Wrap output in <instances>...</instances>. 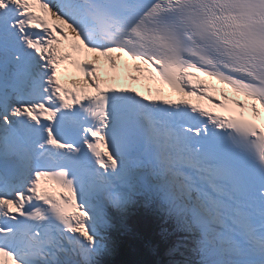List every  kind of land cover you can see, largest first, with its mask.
I'll return each instance as SVG.
<instances>
[{
    "label": "snow or ice",
    "instance_id": "1",
    "mask_svg": "<svg viewBox=\"0 0 264 264\" xmlns=\"http://www.w3.org/2000/svg\"><path fill=\"white\" fill-rule=\"evenodd\" d=\"M100 60L179 98L102 84ZM68 65L90 79L65 87ZM244 110L264 112V0H0V264H91L104 209L136 194L196 233L198 264H264Z\"/></svg>",
    "mask_w": 264,
    "mask_h": 264
},
{
    "label": "trees",
    "instance_id": "2",
    "mask_svg": "<svg viewBox=\"0 0 264 264\" xmlns=\"http://www.w3.org/2000/svg\"><path fill=\"white\" fill-rule=\"evenodd\" d=\"M122 210L127 211L131 220L121 216ZM165 210L155 198L149 200L144 195H133L122 208L114 212L116 219L105 218L104 230L100 233L106 243L101 251L103 258L96 264H198L192 231L166 210L182 231L184 243L179 241L181 234L169 215L163 212ZM109 229L114 234L109 235ZM158 235L164 236L165 241L159 242ZM188 242L191 245H187ZM184 253L189 254L186 255L188 258Z\"/></svg>",
    "mask_w": 264,
    "mask_h": 264
},
{
    "label": "bare ground",
    "instance_id": "3",
    "mask_svg": "<svg viewBox=\"0 0 264 264\" xmlns=\"http://www.w3.org/2000/svg\"><path fill=\"white\" fill-rule=\"evenodd\" d=\"M63 44H64V46H65V51H71V49L68 48V46H67V42H63ZM90 58H91V57H88V59H90ZM79 59H85V58L81 56V57H79ZM99 63L101 64V67H102V68H103V67H106V64H105L102 60H100ZM118 63L123 64L124 61H118ZM78 73H79V71H78L76 68L71 67V65H68V66H67V71H66V72H61L60 75H62V76H64V77L66 78L67 76H71V77L74 76V77H75V75L77 76ZM135 74H137V73H135V72H131V70L129 69L128 72H123V71H122V72H121V75H119V76H113V75H111V74H109V76L114 77V78H119V79L121 80V83H119V85L116 86V87H126V86H128L127 84L124 83V79H126V76H127V75H135ZM78 83H82V81H78ZM73 85H74V83H73V84L71 83V84H70V87H72ZM209 86H210V84H209ZM148 89H149V87H148L147 83H144L143 88H142V89H138V90H140V91H144V92H147ZM161 94H169V95H170V98H172V99H177V98H179V97H178L175 93H173V92H171V93H165V92H164V89H163V92H162ZM211 94H213L212 91H211ZM180 96H183V94H182V95L180 94ZM183 98H185V99H189V100H191V102L196 103V104H201V103H203V101H204V100H202V99H197L196 97H183ZM105 209H109L110 212L108 211V213H109V214H112V213H114V211H115L116 209H118V208H115V209L105 208ZM122 212H123V213H122L121 216H123L125 219H130V220H131L132 217L129 216V215H127V211H126V210H122ZM163 212H166V213L169 215V217H170L172 223L174 224V227H176V228L179 230L180 234H181V235L178 237V240L181 241L182 243H184V238H183V236H182V231L180 230V227L177 225V222L174 220V218H172V216H171L166 210L163 211ZM104 223H105V217L103 216L101 222L99 223V225H98L97 228H96L97 237H98L99 241H100L102 244H105V243H106V240L103 238V235L100 233L101 230H104V228H103V224H104ZM121 223L124 225L123 222H121ZM116 232H117V230H116ZM108 233H109V235L114 234V232L111 231L110 229L108 230ZM191 233L194 235V237L196 236V233H195L194 231H192ZM157 238H159V239H158L159 242H164V241H165L164 236H160V235H158ZM187 245H191V243L188 242ZM187 245H186V247H187ZM192 250H193V249H192ZM188 251H190V249H188ZM184 254H185V257L188 258L186 255H189V254H187V253H184Z\"/></svg>",
    "mask_w": 264,
    "mask_h": 264
},
{
    "label": "rangeland",
    "instance_id": "4",
    "mask_svg": "<svg viewBox=\"0 0 264 264\" xmlns=\"http://www.w3.org/2000/svg\"><path fill=\"white\" fill-rule=\"evenodd\" d=\"M60 47H61L62 51L65 50V46H64L63 43L61 44ZM109 74H110V70L107 68V66L103 67V68L102 67L100 68V70L98 71V75L100 76V80H101L102 84L108 83L111 86H116L119 83H121V80L119 78L111 77V76H109ZM89 79H90V77H89ZM84 81L82 83H78L77 81H73V83H74L75 86H82V85H84ZM128 85H131V83L128 82ZM89 90L92 91L91 89H89ZM110 208L111 209H115V207H110ZM108 211H109V209H104V213H106ZM97 249H98V244H97L96 249L94 250L92 256H94L96 254Z\"/></svg>",
    "mask_w": 264,
    "mask_h": 264
}]
</instances>
